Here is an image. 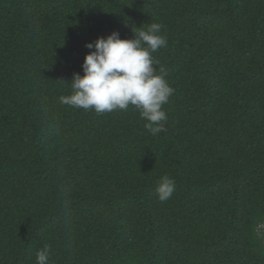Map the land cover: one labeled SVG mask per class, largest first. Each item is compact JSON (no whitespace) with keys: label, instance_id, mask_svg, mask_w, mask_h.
<instances>
[{"label":"trees","instance_id":"16d2710c","mask_svg":"<svg viewBox=\"0 0 264 264\" xmlns=\"http://www.w3.org/2000/svg\"><path fill=\"white\" fill-rule=\"evenodd\" d=\"M150 23L165 131L60 102L88 42ZM262 225L264 0H0V264H264Z\"/></svg>","mask_w":264,"mask_h":264},{"label":"clouds","instance_id":"9594fccd","mask_svg":"<svg viewBox=\"0 0 264 264\" xmlns=\"http://www.w3.org/2000/svg\"><path fill=\"white\" fill-rule=\"evenodd\" d=\"M163 25L150 23L146 29H133L132 38H121L119 31L88 42L83 75L75 73L70 82L72 93L61 96L60 102L74 108L94 110L97 114L116 110L137 109L144 127L153 136L165 131L167 113L164 105L174 94L166 79L167 69L152 55L167 45ZM161 202L175 191L174 178L164 174L157 185ZM51 246L36 253V264H49Z\"/></svg>","mask_w":264,"mask_h":264},{"label":"rangeland","instance_id":"374dc122","mask_svg":"<svg viewBox=\"0 0 264 264\" xmlns=\"http://www.w3.org/2000/svg\"><path fill=\"white\" fill-rule=\"evenodd\" d=\"M259 230H260V234H262L264 237V225H262Z\"/></svg>","mask_w":264,"mask_h":264}]
</instances>
